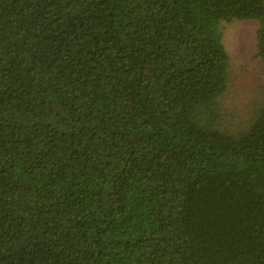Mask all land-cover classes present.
Returning <instances> with one entry per match:
<instances>
[{
  "label": "trees",
  "instance_id": "1",
  "mask_svg": "<svg viewBox=\"0 0 264 264\" xmlns=\"http://www.w3.org/2000/svg\"><path fill=\"white\" fill-rule=\"evenodd\" d=\"M233 20L264 62V0H0V264H264Z\"/></svg>",
  "mask_w": 264,
  "mask_h": 264
},
{
  "label": "rangeland",
  "instance_id": "2",
  "mask_svg": "<svg viewBox=\"0 0 264 264\" xmlns=\"http://www.w3.org/2000/svg\"><path fill=\"white\" fill-rule=\"evenodd\" d=\"M221 27L230 56L229 88L222 100L224 122L228 128L241 129L257 113L264 97V62L256 56L259 24L233 20Z\"/></svg>",
  "mask_w": 264,
  "mask_h": 264
}]
</instances>
